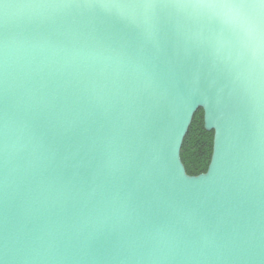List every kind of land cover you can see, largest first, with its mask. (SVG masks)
<instances>
[{
  "label": "water",
  "instance_id": "obj_1",
  "mask_svg": "<svg viewBox=\"0 0 264 264\" xmlns=\"http://www.w3.org/2000/svg\"><path fill=\"white\" fill-rule=\"evenodd\" d=\"M226 2L0 0L5 264H264V21Z\"/></svg>",
  "mask_w": 264,
  "mask_h": 264
},
{
  "label": "trees",
  "instance_id": "obj_2",
  "mask_svg": "<svg viewBox=\"0 0 264 264\" xmlns=\"http://www.w3.org/2000/svg\"><path fill=\"white\" fill-rule=\"evenodd\" d=\"M213 146V132L203 127V111L193 116L180 150V158L186 173L197 176L207 171Z\"/></svg>",
  "mask_w": 264,
  "mask_h": 264
},
{
  "label": "snow or ice",
  "instance_id": "obj_3",
  "mask_svg": "<svg viewBox=\"0 0 264 264\" xmlns=\"http://www.w3.org/2000/svg\"><path fill=\"white\" fill-rule=\"evenodd\" d=\"M116 0H95V3L106 6L114 3ZM131 2L141 8H148L153 6L158 0H131ZM225 7L239 10L241 13L250 16L253 19H260L264 21V0H227ZM4 172L3 161L0 159V174ZM4 178L0 176V191L3 188ZM0 264H5L3 258H0Z\"/></svg>",
  "mask_w": 264,
  "mask_h": 264
}]
</instances>
